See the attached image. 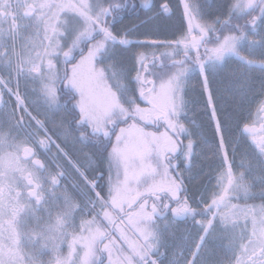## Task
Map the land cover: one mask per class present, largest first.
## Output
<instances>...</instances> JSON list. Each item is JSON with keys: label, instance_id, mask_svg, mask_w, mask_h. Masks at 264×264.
I'll return each mask as SVG.
<instances>
[{"label": "snow or ice", "instance_id": "1", "mask_svg": "<svg viewBox=\"0 0 264 264\" xmlns=\"http://www.w3.org/2000/svg\"><path fill=\"white\" fill-rule=\"evenodd\" d=\"M211 4L165 0L117 27L135 3L0 0V264H264V123L242 116L257 99L264 113V59L250 58L264 57V0H220L219 15ZM233 57L242 67L225 71ZM200 173L215 184L193 191Z\"/></svg>", "mask_w": 264, "mask_h": 264}, {"label": "flooded vegetation", "instance_id": "2", "mask_svg": "<svg viewBox=\"0 0 264 264\" xmlns=\"http://www.w3.org/2000/svg\"><path fill=\"white\" fill-rule=\"evenodd\" d=\"M114 2H117V3H123L124 0H114ZM132 3H135L136 5V9L133 10L131 8L127 9L124 13H122L121 15L123 16V19L119 22V24L121 23H124V22H127V21H138V20H143L145 17L149 16L148 14H150L152 11H149L147 8H144L142 7V0H129V4H132ZM156 3H157V0H151V4H152V10H155V6H156ZM105 6H107V4H105ZM114 15H116L114 13ZM111 23V21H109ZM85 74H86V70H84ZM7 77L5 76V79ZM9 87H12V85H9ZM39 85L38 84H32L31 82H29V95H31V89L32 88H38ZM62 87V86H61ZM21 95L23 96L24 95V92H25V88H24V82L22 81L21 82ZM5 99H8V100H11L10 97H7L5 96ZM31 107V106H30ZM260 107V103H259V100L257 99L252 105H251V115L248 114V112L246 113L245 117L243 118V123H246L248 124L249 126H252V127H255L257 129L260 128V125L261 123H264V113H258L257 112V109ZM33 114L35 115L36 113L33 112ZM40 119H43V117H39ZM150 130H155V128H150ZM3 132L7 133L10 131V128L7 124L4 125L3 129H2ZM161 131H163V129H161ZM12 134L15 135V131L12 130ZM41 138H43V133L40 134ZM53 139L56 140L57 143H61V141L53 136ZM182 139H184L182 137ZM250 140H251V137H242L241 138V148L242 149H246L247 151L249 152H252V147L250 146ZM184 142L186 143L187 140L184 139ZM27 146L29 147H32L34 149V151L37 153V156L35 157L36 159H39L41 160L45 165H48L50 166V161L48 159V155L45 153V151H43L40 147H38L37 145L35 144H28ZM64 145L61 143V147H63ZM52 153H55L56 149L55 147L53 146L52 149H51ZM239 151V149H238ZM55 171V169H53V172ZM194 173L197 172L196 169L193 170ZM205 171H208L207 169ZM234 171H238V169L235 168L234 166ZM159 179V178H158ZM63 183H67L66 181H64ZM186 183L188 184V186L193 190V191H203L205 186H207L208 188H211V186L213 184H215V180L212 179V177L210 175L206 176V175H203V173H200L198 175H196L195 179L191 180V181H187L186 180ZM60 191H62V189H60ZM69 192L71 193L72 192V189L71 187H69ZM78 199V197H77ZM233 203H244V201H233ZM247 203L249 204H259L261 203L260 200H249L247 201ZM40 215L44 216L45 213H41ZM86 219L89 218V217H85ZM198 219H200L198 217ZM159 225L161 227H163V221H160L158 222ZM186 227L190 228L191 227V221H183L182 219L181 220H178L177 223L172 227L171 231H174L176 233V236L179 238L183 235H185V233L183 232V229H185ZM128 231V234L130 236H132V231L130 229H126ZM115 235V233H114ZM134 239L136 237H133ZM209 247L212 248L214 251L216 252H220L221 250L219 249L218 247V244L217 242H214V241H210L209 243ZM62 248L65 250V252L68 251L67 249V246H62ZM162 251L164 249H161ZM82 254V253H81ZM51 253H49L48 255H45L43 257L44 260H48L50 259L51 257ZM105 264H107V262H105Z\"/></svg>", "mask_w": 264, "mask_h": 264}, {"label": "trees", "instance_id": "3", "mask_svg": "<svg viewBox=\"0 0 264 264\" xmlns=\"http://www.w3.org/2000/svg\"><path fill=\"white\" fill-rule=\"evenodd\" d=\"M164 2H165V0H157L156 6L159 5V4H162ZM167 2L169 4H171V5H175L177 3V0H167ZM198 2L205 3V0H198ZM219 3H220V0H212V4H211V7H210V11L216 12V8L219 6ZM155 10H153V11H155ZM152 14H153V12H152ZM152 14H149V16H151ZM219 14H220L219 12H216V15H219ZM178 18H179V11L177 10L176 15L171 18V21H174V23H175L176 19H178ZM207 19H209V22H210L211 18H207ZM139 21L140 20L134 21V22L133 21H131V22L130 21H127V22H124V23H121V24H118V25H128L130 23H138ZM200 22L203 23L204 21L201 20ZM242 22H243V19H241V20H235L234 21V23H239V24H242ZM117 34L119 35V33H117ZM194 34H197V33H194ZM161 37H162L161 40H171V39H174L175 38L172 35L171 36L162 35ZM141 39H144V37H141ZM135 50L136 49H132L131 51H135ZM139 50L140 51H145V52H147L148 54L151 55V50L150 49H147L146 48V49H139ZM243 54L244 55H248L247 53H243ZM157 55H159V53H157ZM253 59L259 60V58H255V57H253ZM234 67H242V65H240L239 61L236 60L235 57H233L229 61L228 65H227V68L225 69V71H227L228 69L234 68ZM251 72L254 75H259L260 69L259 68H253V69H251ZM192 84L193 85H196V89H195V91H191V90L189 91V93H188V99L193 102V105H194V107L196 109L197 119L200 120V121H205L206 122L208 120V117L207 116H204L203 115V112L201 111V109L203 108V98L200 95L199 86H198V84L196 82V78L195 77H193ZM246 113H247V111H245V112L242 113L243 118L245 117ZM189 115L191 116L192 113L190 112ZM239 119H241V116L240 115H234L233 119L230 120V125L234 128L235 127V121L236 120H239ZM181 122L184 123L186 126L188 125V120L187 119L182 118ZM203 131H204V134L208 137L209 141L211 142L212 141L211 128L210 127H205L203 129ZM237 135H239V133H237Z\"/></svg>", "mask_w": 264, "mask_h": 264}, {"label": "rangeland", "instance_id": "4", "mask_svg": "<svg viewBox=\"0 0 264 264\" xmlns=\"http://www.w3.org/2000/svg\"><path fill=\"white\" fill-rule=\"evenodd\" d=\"M90 2H91V0H90ZM152 12H154V11H152ZM152 12L150 13V14H152ZM149 15V14H148ZM253 15H257V13H253ZM245 19H251V17H246ZM139 23V22H138ZM172 25H178L179 23H180V21H179V18L178 19H176V21H175V23H174V21H171L170 22ZM244 23V20H243V22H242V24ZM129 25V24H128ZM120 26H122V25H117V27H120ZM145 29L144 28H141L140 29V31H144ZM172 30H174V28H172V29H169V34H167V36H171V31ZM113 31H116V29H113ZM237 35L239 34V33H236ZM141 37H143V36H140L139 38L141 39ZM161 36H159V37H154V38H157V39H162V37L160 38ZM98 39H99V37H97ZM249 39H256V40H259V36H254V35H252V33L251 32H249ZM143 49H146V48H143ZM247 49H248V45H247V43H245L244 45H243V47L241 48V52H242V54L243 53H247L248 54V51H247ZM259 49L257 48L256 49V55L255 56H251L252 58L253 57H255V58H259V59H264V57H261L260 55H259ZM149 56H151L150 54H149ZM236 60H238L237 58H235ZM84 70H86V73H87V69H84ZM141 106H145V105H141ZM150 130V129H149ZM150 131H155V130H150ZM251 227V225L249 224V228ZM64 246H67V245H64ZM68 252V251H67ZM67 252H65V250L62 248V253L64 254V255H66L67 254ZM115 258V257H114Z\"/></svg>", "mask_w": 264, "mask_h": 264}, {"label": "bare ground", "instance_id": "5", "mask_svg": "<svg viewBox=\"0 0 264 264\" xmlns=\"http://www.w3.org/2000/svg\"><path fill=\"white\" fill-rule=\"evenodd\" d=\"M140 39V38H139Z\"/></svg>", "mask_w": 264, "mask_h": 264}]
</instances>
